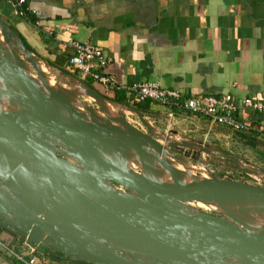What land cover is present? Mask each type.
Returning <instances> with one entry per match:
<instances>
[{"label":"crops","instance_id":"crops-1","mask_svg":"<svg viewBox=\"0 0 264 264\" xmlns=\"http://www.w3.org/2000/svg\"><path fill=\"white\" fill-rule=\"evenodd\" d=\"M27 9L37 25L16 16L13 3L0 0L5 46L14 43L24 59L21 34L33 50L27 52L29 64L57 72L48 63L56 59L53 50L73 55L72 41L102 48L110 59L106 74L119 87L94 82L107 97L64 75L85 85L98 101L120 107L119 115L172 140L179 152L186 147L202 157L225 154L238 141L234 130L209 119L170 112L157 103L144 115L112 99L121 93L132 104L128 90L147 81L178 90L183 100L227 94L238 101L257 100L264 92V0H45L29 3ZM42 31L53 40L47 43ZM0 55L6 60L1 49ZM89 103L90 110H103ZM249 119L256 122L254 129L264 130L263 116L251 112ZM32 257L38 264H91L0 218V264H26Z\"/></svg>","mask_w":264,"mask_h":264},{"label":"rangeland","instance_id":"rangeland-1","mask_svg":"<svg viewBox=\"0 0 264 264\" xmlns=\"http://www.w3.org/2000/svg\"><path fill=\"white\" fill-rule=\"evenodd\" d=\"M1 31L0 49L6 60L0 55V108L12 116L25 132L38 138L49 148L58 150L59 156L88 170H115L110 164L107 165L104 162L109 163L113 159L121 169L148 180L235 181L264 189V169L262 168L264 161H261L253 150L236 142L229 152L224 151L225 154L215 153L207 157L198 155L201 160L193 161L184 154L194 157L197 156L196 151L184 147L180 149V153L175 152L173 149L178 148L171 144L172 140H165L161 136H155L149 129H143L131 116L130 119H126L127 116L119 115L120 107L110 102L98 101V99L99 104L96 100L89 101L87 98L79 97L72 90L64 87L60 81L61 76L70 80H74L73 78L51 70L48 66L36 65L35 67L29 64L27 59L22 58L14 43L4 45L5 34L2 31V35ZM8 60L15 74L11 72ZM92 94L96 98L93 92ZM89 102H96L103 110L101 112L90 110ZM37 107L42 108L43 111H39ZM230 155L233 157L228 158L227 156ZM191 164H198L206 169V175L194 173L190 179H172V176L177 175L183 168L187 169V166ZM0 166V173H3L2 165ZM6 176L8 178L7 173ZM25 176H27L26 173ZM44 176L48 178L47 172ZM9 178L16 177L12 173ZM11 182L14 190L29 200L26 185L20 181ZM93 182L113 194L137 197L158 206L172 208L183 216L193 217L214 227L224 228L226 223L241 227L254 238L264 242V199L259 195L250 196L224 188L212 193L197 190L161 192L153 189L138 190L109 179L97 178L93 179ZM42 188L49 191L51 189L45 200L52 209L49 200L51 192L52 194L55 192L43 183ZM102 191L105 192L101 194L102 200L107 203L114 200L108 192ZM84 195L85 198L89 197L88 191ZM158 199H160L159 202ZM240 199H250L258 203L262 207L260 208L262 212L249 205L250 203L240 202ZM226 203H230L229 207L223 208ZM256 213H260L263 218V232L258 237L249 226V221L255 223ZM115 214L119 216H114L115 219H129L133 225L142 229L149 228L158 220L156 215L140 208L128 207L119 212L115 211ZM123 214H128L132 218L140 216L142 218L130 219ZM0 218L2 222L10 224L7 217L5 219L0 216ZM240 220L246 224H242ZM162 229L168 230L158 233V238L162 241L166 238L169 243L180 247L194 246L198 242V236L188 229L173 225H164ZM227 229L225 228V231ZM36 234L41 235V232ZM41 237L44 239L46 235L43 234ZM230 237L245 243L244 239L236 234H231L228 238ZM204 258L213 260V263L206 264H261L256 258L239 259L218 252H208L204 254Z\"/></svg>","mask_w":264,"mask_h":264},{"label":"water","instance_id":"water-1","mask_svg":"<svg viewBox=\"0 0 264 264\" xmlns=\"http://www.w3.org/2000/svg\"><path fill=\"white\" fill-rule=\"evenodd\" d=\"M2 29L4 30L3 24ZM5 37L7 40V36ZM9 68H12L10 63ZM37 109L43 111L42 108L37 107ZM2 140L6 141V146L1 143ZM97 158L103 160L100 157ZM104 162L107 165L110 164L115 170L80 168L59 156L58 150L49 148L38 138L25 132L12 116L0 108V163L7 165L18 181L21 180L22 175L21 163L30 165L31 168L26 172V177L32 191L30 202L15 197L13 206L3 202L0 197V216L5 219L11 217L13 220L8 218L9 223L22 231L30 232L34 240L41 241L43 244H51L62 252L91 264H176L175 262L180 260L189 264L213 263V260L204 258V254L208 252H218L239 259L256 258L264 264V242L254 238L241 227H235L229 223H226L224 228L214 227L193 217L183 216L172 208L158 206L137 197L113 194L95 184L93 179H109L138 190L153 189L161 192L197 190L212 193L224 188L250 196L259 195L263 199L264 189L235 181H208L205 182L207 186L198 181L160 183L141 179L136 174L121 169L113 160L109 163ZM45 172L59 180L60 200L65 213L70 216L69 223L76 225L77 230H70L59 220L56 213L48 208L42 189V178ZM75 180H78L84 188L81 191L82 200L80 201L74 200ZM102 190L108 192L114 200L110 203L102 200L101 194L105 193ZM86 191L89 194L87 198L84 195ZM90 205L96 207L102 219L101 223H97L94 213L90 210ZM128 207L149 211L156 215L158 220L149 228L142 229L133 225L129 219L114 218L117 215L115 211L119 212ZM19 212H22L24 217H19ZM123 215L130 219L142 218L141 216L132 218L128 214ZM164 225L188 229L198 236L197 244L180 247L169 243L166 238L165 241L160 240L158 233L168 231L162 229ZM34 228L40 230L48 239L45 240L34 234ZM225 228L228 229L225 231ZM111 230H117L119 235L113 234ZM231 234L242 237L246 242L236 243L229 240L228 236ZM137 241L141 242V246L135 245ZM80 245L94 247L97 252L91 253Z\"/></svg>","mask_w":264,"mask_h":264},{"label":"built area","instance_id":"built-area-1","mask_svg":"<svg viewBox=\"0 0 264 264\" xmlns=\"http://www.w3.org/2000/svg\"><path fill=\"white\" fill-rule=\"evenodd\" d=\"M7 1L14 4L16 16L25 18L29 3L45 0ZM69 46L73 50V55L69 59L70 65L81 71L85 76H92L104 86L119 88L114 78L106 74L110 59L102 48L75 41L70 42ZM128 91L133 95L132 103H142L150 100L170 109V112L180 110L190 116L206 118L214 124L239 132L249 131L254 129V125H257L256 122L249 119L251 112H255L264 118V92L261 98L257 100L245 98L238 101L230 94L221 97L204 96L183 100V95L178 90L163 88L153 81L135 85ZM170 116H173V114H170ZM261 123L264 128V119ZM26 264H38V261L36 257H32Z\"/></svg>","mask_w":264,"mask_h":264},{"label":"bare ground","instance_id":"bare-ground-1","mask_svg":"<svg viewBox=\"0 0 264 264\" xmlns=\"http://www.w3.org/2000/svg\"><path fill=\"white\" fill-rule=\"evenodd\" d=\"M60 81H61V83H62V85L64 87L69 88L74 93H76L79 97L87 98L89 101L90 100L91 101L92 100H96L97 101V98H94L92 92L85 85L81 84L80 82L74 81L72 79L70 80V79H68L65 76H63V77L61 76L60 77ZM97 103L99 104L98 101H97ZM1 143L4 146L7 145L6 141H3L2 140ZM1 165H2L1 172H3V173H0V194H1L0 197H1V200L3 202H6V203L10 204L11 206L14 205V201L16 199L15 197H19V198H21L23 200H27L25 197H23L22 195H20L18 192H16L14 190V185L12 184L11 181H18V178H9L13 172L9 169V167L7 165H3V164H1ZM20 168H21L20 170H22V175H21L20 182H23L26 185V187L28 188V197H29V200H27V201L30 202L32 200V191H31L30 182L28 181L27 177L25 176V173L28 172V170H30L31 166L28 165V164L21 163V167ZM6 173L8 175V178L6 176ZM194 173L201 174L202 176H205L206 173H207V171L203 167H200V165H198V164L197 165L191 164V165L187 166V169L186 168H183V169H181V171L177 175H175L174 177L172 176V179H175V180L176 179H179V178H181V179H190V178H192L194 176ZM141 179H143V178H141ZM144 180H148V179H144ZM150 181H155V182H160V183H168V184L171 183L170 181H159V180H150ZM187 182H194V181H187ZM198 182H202L204 186H207V184L205 182H208V181L198 180ZM42 183L44 185H46V187H49L50 186V188H52V191L55 192V194H52V192H51V196H50V200H49L52 209H50V207L48 206V204L46 202L48 208L50 210H52L53 212H55L56 215H57V217L59 218V220L61 222H63L64 224H66V226L70 230H72V231L77 230L78 227L76 225H71L69 223L70 216L65 213V210H64V207H63L62 202L60 200V197L57 194V193H59V191H58L59 180L56 177H54L53 175L48 174V178L47 179L43 175ZM83 189H84L83 188V185L78 180H75V191H74V197L75 198H74V200H76V201L82 200V193H81V191ZM50 191H51V189H50ZM50 191L47 190L46 188L43 189V192H44V195H45V199L48 196V194L50 193ZM236 192H238V191H236ZM10 194H13V195H10ZM177 197L179 198V196H177ZM184 198L186 199V197H184ZM184 198H182V200ZM159 200L160 199H158V202H159ZM240 202H243L244 204H249L250 203L249 205H252V206L256 207L258 209V211L262 212L261 209H260L262 207L260 205H258V203L254 202V201H251L250 199H240ZM229 204L226 203L225 206L223 205V208L224 207L225 208H228L229 207L228 206ZM90 210L94 213L97 223L98 224L101 223L102 222V219L99 218L100 215L97 212L96 207L90 205ZM18 216L19 217H24V214L22 212H19L18 213ZM240 222L242 224H246V222H244L242 220H240ZM249 222H250V225L249 226L253 230V232L255 233V235H257V237L260 236L262 234V232H263V218L261 217V214L260 213H256L255 223H252L253 221H249ZM33 232H34V234H36L37 232H41V231L38 230V229H36V228H34ZM111 232L113 234H115V235H119V232L117 230H111ZM36 235H38V234H36ZM42 235H43V233L41 232V235H39V236H42ZM228 239L231 240V241H233V242L240 243V240H236V238L233 239L232 237H230ZM138 242L140 243L139 245L137 244ZM135 245L136 246H140L141 245V242L140 241H137ZM80 246L82 248H84L85 250L91 252V253L97 252L91 246L90 247L89 246L87 247V246H84V245L83 246L80 245ZM177 263H180V264H189V263H186L183 260H180Z\"/></svg>","mask_w":264,"mask_h":264},{"label":"trees","instance_id":"trees-1","mask_svg":"<svg viewBox=\"0 0 264 264\" xmlns=\"http://www.w3.org/2000/svg\"><path fill=\"white\" fill-rule=\"evenodd\" d=\"M19 18L28 19V21H30L32 24L37 25V18L29 10H26V17L25 18L24 17H19ZM0 29L3 30L1 23H0ZM18 37H19V42L24 46V48L26 50V52L24 54V58L29 59L27 52L33 51L32 47L26 42V40L23 38V36H21V34H18ZM42 37L44 40L47 41V43H49L50 41L53 40L51 38V36H47L44 32L42 33ZM4 38L6 39V37H4ZM56 51L53 50V52L56 53V59L54 61H48L49 65L52 68H56L60 73L68 74V75L80 80L82 83H84L85 85L90 87L92 90L96 91L97 93L101 94L104 97H107L106 94L104 92H102L97 87V85L94 83V82H98V81H96L92 76H87V77L82 78L79 75L78 70L74 66L69 64V59L72 57V54H70L69 52L60 53V52H58V51L56 52ZM115 89H117V88H115ZM119 94L121 96L114 97L112 100L119 103V104L131 106L144 115L149 112L151 103H154V102L148 100V101L142 102V103H132L131 104L130 100H127L123 94H121V93H119ZM234 132H235V137H236L237 141L243 147L248 148L250 150H253V152H255L258 155V157L261 159V161L262 160L264 161V130L251 129V130L245 131V132H239V131H234ZM173 150L175 152L180 153L177 149H173ZM184 155L188 156L193 161L201 160L200 157L198 156V154H197V156H194V157L189 156L187 154H184ZM262 168L264 169V164L262 165Z\"/></svg>","mask_w":264,"mask_h":264}]
</instances>
